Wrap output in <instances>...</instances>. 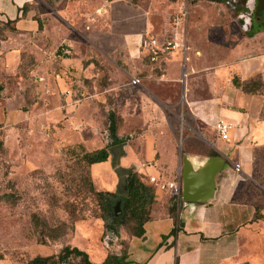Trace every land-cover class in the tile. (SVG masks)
Instances as JSON below:
<instances>
[{"label": "crops", "instance_id": "0c3cea01", "mask_svg": "<svg viewBox=\"0 0 264 264\" xmlns=\"http://www.w3.org/2000/svg\"><path fill=\"white\" fill-rule=\"evenodd\" d=\"M34 1L44 4L45 9L39 15L33 8ZM160 1L175 6L176 10L160 9ZM204 1L221 4L233 14L240 12L237 0H192L185 9L179 0H136L133 5L131 0H0V109L4 119L6 117L1 129L14 127L18 122L27 123L30 109L36 108L38 103L43 105L44 111L39 115L42 119L52 109L66 116V111L79 102L76 109L87 107L90 111L92 97L106 93L110 86L98 92L96 81L101 73L95 62L107 68L109 77L110 69L103 55L112 54L127 68L126 75L131 76L129 71H135L131 65L142 60L139 42L145 35L184 38L189 48L187 61L180 52L162 58L164 66L157 82L179 92L185 128L189 132L185 139L206 142L202 155H185L198 164L210 152H215L225 158V163L215 179L213 199L205 204H188L178 212L181 226L175 236L169 235L175 227L171 200L164 197L163 193L167 192L156 191V203L143 226V235L128 240V264H175L176 261L177 264H247L240 257L241 232L252 231L255 210L251 202L244 199L250 186L258 188L252 173L255 154L264 149V95L243 94L231 81L237 78L244 82L260 76L264 83V43L252 48L248 42L260 39L264 27L248 40L244 39V44H228L227 51H223L225 35L212 32L213 36H209L208 31H222L224 26L194 16L200 2ZM236 23L240 24L238 20ZM251 30L252 22L249 32L243 30L242 34L246 37ZM214 36L216 40L211 42ZM59 47L62 49L58 54ZM250 49L252 51L248 52ZM181 61L186 66L183 80ZM139 65V69L146 67ZM139 77L142 81V75ZM140 88L141 93H151L146 86L140 85ZM143 98L144 95L140 97V107L145 103ZM53 100L57 104L51 106ZM10 104H13L11 112L7 110ZM169 107L175 105L169 104ZM157 118L154 128L157 133L144 141L137 139L141 141L137 147L143 151L136 154V158L144 156L138 159L139 173L164 181L172 180V176L181 178L175 147L170 146L165 161L156 147L165 134L158 133L163 131V124L159 115ZM83 119H89V115L80 118L77 126L80 133L81 125L87 123ZM122 119L124 124V116ZM218 122L230 125L227 141L221 140L215 130ZM136 123L141 127L146 125L141 120ZM125 144L135 154L128 143ZM137 147L136 151L140 152ZM236 165L238 171H235ZM105 236L109 239L111 232L105 231ZM122 239L125 237L117 238L109 249L119 253ZM68 244L78 249L81 246L75 241ZM58 245H40L51 250L42 257L55 254L61 247Z\"/></svg>", "mask_w": 264, "mask_h": 264}, {"label": "rangeland", "instance_id": "374dc122", "mask_svg": "<svg viewBox=\"0 0 264 264\" xmlns=\"http://www.w3.org/2000/svg\"><path fill=\"white\" fill-rule=\"evenodd\" d=\"M34 2L33 8L36 15H39L45 9L42 6L44 4L40 1ZM179 2L185 9L190 6L192 0H179ZM239 2L241 7L245 6V0ZM256 2L253 13L255 19L252 21V30L247 38L242 34L243 23L239 14L231 13L221 4L200 2L194 16L196 19L202 17L205 21H217L224 26L222 31L210 29L208 34L209 36H213L212 32L217 35H220V32L224 34L225 44L222 49L227 51L228 44L242 45L245 40L264 27V0H256ZM159 4L160 9L176 10L175 6H168L167 2L160 1ZM180 14L182 15V12ZM237 20L240 24L236 23ZM176 38L180 39V37ZM263 38L264 34L260 39L248 41L249 45L255 48V44L264 43ZM215 40V36L211 38V42ZM251 51L250 49L248 52ZM103 57L106 58L110 69V86L106 93H98L92 97L90 111L87 107L84 110L81 109L82 107L80 110L76 109L80 105L79 102L73 104L76 107L66 111L67 113L64 112L67 117L52 109L45 110L50 112L42 119L39 115L44 111L43 105L38 103L36 108L30 109V119L27 123L23 121L18 122L14 127L4 126L0 131V142L7 150L6 155H1L0 152V196L11 193L19 199L18 204L12 208L0 202V258H8L0 259V264L9 262L25 264L34 257L49 254L50 247H39L40 245L37 244L46 236L58 237L59 241L65 243L75 241L81 245L80 249L88 254L92 262H100L106 253H114L109 248L117 238L125 237L126 231L117 229V237H113L111 233L109 239L105 238L107 231L105 228L107 223L110 224L108 222L110 214H101L87 184L83 183L85 170L82 164L75 161L78 158L76 156H80L83 152L97 148L107 150V161L91 167L92 178L89 177V181L94 191L113 192L118 197L125 196L127 174L139 172L141 169L138 161L144 156L136 158V154H141L143 151L137 147L141 142L137 139L144 141V138L152 133L154 135L157 133L154 128L158 115L163 124V131L158 133L165 134L156 147L164 161L167 159L171 145L175 147L180 166L185 153L193 155L204 153L206 142L199 139H185L189 132L185 128L186 120L184 110L180 107L179 92L162 87L157 82L159 71L157 66L151 67L138 60L139 63L134 64L135 66L131 65L135 71H129L131 76H127V68H123L121 61L109 53H105ZM139 64L146 67L139 69ZM181 66L185 72L186 66L182 61ZM140 75L143 77L142 81ZM135 79L139 80L140 84L133 85L132 80ZM140 85L146 86L151 93H141ZM143 95L145 103L140 107V97L142 98ZM56 102L53 100L50 105H56ZM169 104L175 107H169ZM148 106L151 110H148ZM12 107L13 104L8 105L7 110L11 112ZM110 110L124 116L125 122L119 135L122 140H127L125 143H128L135 154H132L123 142L108 144L105 116ZM21 111L25 112V110ZM88 115L89 119H83L87 123L81 125L80 133L77 128L78 122L81 123L80 118ZM140 120L146 123L144 127L136 123ZM4 121L6 117L4 119V113L0 109V125ZM136 147L140 152L136 151ZM256 160L258 173L252 180L264 185V150L257 152ZM145 164L149 165V162L146 160ZM144 172L147 173L148 169ZM173 178L174 176L171 179ZM163 194L169 201L168 193ZM246 200L256 203L262 219L252 222L250 228L252 231L241 232L240 257L247 264H264V189L250 187Z\"/></svg>", "mask_w": 264, "mask_h": 264}, {"label": "trees", "instance_id": "16d2710c", "mask_svg": "<svg viewBox=\"0 0 264 264\" xmlns=\"http://www.w3.org/2000/svg\"><path fill=\"white\" fill-rule=\"evenodd\" d=\"M136 0H131L133 5ZM239 5L238 10L241 8V3L237 0ZM143 38V37H142ZM62 47H59L57 53L61 51ZM142 62L148 65H155V63H150L148 58L142 56ZM88 63V62H87ZM86 63V64H87ZM158 68L157 75H161L163 70L164 63L162 58L156 63ZM95 67L97 71L101 74L98 76L96 81V87L98 92H102L108 88L109 77L108 70L103 65H100L98 62H95ZM156 70V69H155ZM232 86L240 90L243 94L247 95H264V83L260 76L249 79L247 81L241 82L237 78H233ZM1 91V87H0ZM123 125L122 116L115 113L113 110L107 111L105 116V130L108 135L109 145L118 144L124 142L120 138V132ZM1 131V126H0ZM1 133V132H0ZM264 150V149H261ZM259 151V150H258ZM257 151V152H258ZM0 152L1 155H6L7 150L4 148L3 143L0 142ZM254 157V170L252 173V178L257 174L256 171V155ZM75 159L79 164H82L84 173L83 183L87 184L89 191L92 193L96 204L99 208V211L102 215L109 213L108 222L106 230L110 231L113 234V237H117V229H122L125 232V239L119 241L120 250L119 253H108L104 260L100 263H93L90 261L88 254L75 246H71L68 243L58 240V237L46 236L43 240L38 241V245H49V244H60L61 247L55 254H51L46 257L37 256L30 259L25 264H128V240L132 237L140 238L143 233V226L150 219V213L153 205L156 203L157 194L153 186L148 182V178L140 174L137 171L130 172L126 176L125 183V196H117L113 192L108 191H94L93 185L89 181L92 178L91 167L96 164L104 163L108 159V152L105 148L94 149L91 151L83 152L80 156ZM90 177V178H89ZM173 178L172 180H174ZM171 181V180H170ZM257 187L250 186L253 189H264V185L256 180H253ZM249 187V191H250ZM15 195V194H14ZM13 194H3L0 196V202L5 204L8 207H14L18 204V196L15 197ZM247 197V196H246ZM246 197L244 200H246ZM247 201V200H246ZM119 203V215H115L114 206ZM252 207L254 208V218L252 222L262 219L260 213H258L259 208L255 202H251ZM172 208V207H171ZM175 209L171 212V217L174 220L175 227L170 231L169 235L175 236L179 231L181 226V221L179 220V211L174 212ZM177 264V261L175 262Z\"/></svg>", "mask_w": 264, "mask_h": 264}, {"label": "water", "instance_id": "95a60500", "mask_svg": "<svg viewBox=\"0 0 264 264\" xmlns=\"http://www.w3.org/2000/svg\"><path fill=\"white\" fill-rule=\"evenodd\" d=\"M257 2L250 0V11ZM243 30L249 32L251 28V14L241 15ZM225 163L223 156L210 152L209 156L201 163L194 164L192 160L184 155L181 161V203L180 210L188 204H205L213 199L215 193V179L221 173ZM174 208L173 201H170ZM115 214L119 215V203L114 207Z\"/></svg>", "mask_w": 264, "mask_h": 264}, {"label": "built area", "instance_id": "2783aa9c", "mask_svg": "<svg viewBox=\"0 0 264 264\" xmlns=\"http://www.w3.org/2000/svg\"><path fill=\"white\" fill-rule=\"evenodd\" d=\"M185 17V13L182 12ZM139 50L142 56L148 58L150 63H157L159 59L163 58L165 55L180 52L183 56L184 61L189 59L188 51L184 38L177 39L176 37H163L158 38L153 35H145L141 38L139 43ZM185 73H182V80L185 78ZM133 85H138L139 80H132ZM215 130L219 138L223 141L228 140V132L230 130V125L224 122H218L215 126ZM239 170V166H235V171ZM148 182L154 189L158 192H167L170 196V200L173 201L174 209L178 212L181 203V178L176 177L171 181H164L160 178L150 177Z\"/></svg>", "mask_w": 264, "mask_h": 264}, {"label": "flooded vegetation", "instance_id": "af4514ba", "mask_svg": "<svg viewBox=\"0 0 264 264\" xmlns=\"http://www.w3.org/2000/svg\"><path fill=\"white\" fill-rule=\"evenodd\" d=\"M248 2H249V0H245V6L244 7H241L240 8V12H239V18L242 20V23H243V20H244V18H241L240 16L241 15H244V16H247L248 14H251V22L252 21H254V8H252V10L250 11V9H249V7H248Z\"/></svg>", "mask_w": 264, "mask_h": 264}]
</instances>
